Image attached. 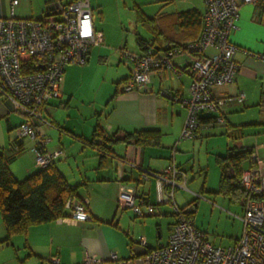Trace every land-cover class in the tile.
<instances>
[{"label": "crops", "instance_id": "1", "mask_svg": "<svg viewBox=\"0 0 264 264\" xmlns=\"http://www.w3.org/2000/svg\"><path fill=\"white\" fill-rule=\"evenodd\" d=\"M49 1L52 0H46L44 8L38 13L33 5H24L19 0L15 14L23 18H42ZM89 1L93 10L96 5L102 15L105 14L106 0ZM160 1L162 0H156L158 3ZM133 2L137 19L140 9L143 14L153 19L155 30L145 25L146 33L137 35L145 40L146 45L141 47L137 36L136 48L127 45L132 52L143 54L153 48L161 55L167 51L169 45L195 39L201 33L202 25L195 23L193 19H183L180 13L187 10L203 13L206 8L204 0H180L181 5L174 8H169L175 3L174 0H164L163 5L154 13H148L144 9V4H148L149 0ZM8 13L9 0H0V15L6 16ZM95 27L104 33L102 43L107 46H92L86 65L89 67L93 62L95 65L108 63L112 58L115 63L111 60L110 64H116L117 67L122 63H129V73L112 77L110 81L103 76L96 88L90 80L92 70L89 71L86 74L85 96L81 86L69 85L73 70H67L66 66L61 82V95L48 101V110L45 112L47 122L39 128L50 138L47 145L50 151L62 150V154L56 159V166L70 185L76 188V193L86 200L92 218L78 222L68 215L62 216L33 225L26 233L15 234L5 240L7 230L0 212V264H84L87 253L109 259L112 252H116L120 258L130 259V264H147L143 259L147 250L168 242L172 226L176 222V207H183L194 200L197 207L201 194H218L223 173L218 156L238 153L249 147V144L233 140L227 142L225 149L212 150L219 173L216 181L211 182L210 163L206 174L202 170L204 167L201 159L197 158L202 143L206 140L208 144L214 136L223 139L224 135L228 139H243L244 126L258 121L240 116L252 108L264 113V60L253 54L264 49V0L242 3L238 27L231 35V40L238 46L234 56L238 64L236 80L213 89L216 95L244 92V103L228 105L221 112H203L200 115L197 136L192 140L181 139L188 113L184 100L189 97L192 81L190 56L183 52L171 57L175 67L181 69L180 74L163 66L151 73L144 88L127 89L124 84L131 75L132 62L124 58L122 52L115 54L112 46L117 45L113 43L112 37L100 24ZM207 52L214 53L215 50L208 49ZM73 65L75 64H70V67ZM91 82L93 87H89ZM105 82L107 84L104 93L99 94ZM220 113L225 116V122L217 121ZM22 120L23 117L12 109L11 102L0 95V151L7 154L12 152V143L17 140L16 128ZM98 127L110 135L124 130L157 129L160 137L156 142L143 144L133 140L108 142L104 152L97 145L102 139L94 137ZM21 141L23 151L12 156L9 161L10 169L18 179H24L39 168L33 149L35 141L29 137H23ZM190 157L193 159L192 164L188 161ZM120 160L124 162L122 176L116 171ZM172 163L183 172L178 177L179 184L185 181L187 183L189 172L200 171L205 174L199 190L187 187L192 192L184 203H178L176 197L177 187L181 185L174 188L173 197H168L171 186L170 189L162 188L155 175L144 177L149 171L162 172ZM249 166L250 161L246 159L243 170ZM227 171L233 173L231 169ZM126 183L136 187L138 199L144 198L147 204L155 206L154 212L144 216L157 217V234L154 235L153 226L147 225L144 216L136 214L133 208L120 206L119 194ZM147 221L153 223V219ZM165 222L166 229L163 226ZM141 236H145L146 245L141 244ZM239 237L240 235L232 243L223 246L235 243ZM52 256H57L59 262L54 263Z\"/></svg>", "mask_w": 264, "mask_h": 264}, {"label": "built area", "instance_id": "2", "mask_svg": "<svg viewBox=\"0 0 264 264\" xmlns=\"http://www.w3.org/2000/svg\"><path fill=\"white\" fill-rule=\"evenodd\" d=\"M204 1L206 8L197 38L171 44L161 55L153 48L143 54L132 52L125 46L121 48L123 57L132 62L131 75L124 84L127 89L144 88L151 73L163 66L180 74L181 69L175 67L171 57L183 52L190 56L192 81L189 97L184 100L188 114L182 129L183 138L197 136L203 112H221L224 107L243 104L245 100L244 92L216 95L213 89L236 80L238 64L234 56L238 46L231 40V35L238 27L242 3L258 0ZM18 3L19 0H9L8 15H0V95L9 100L12 109L23 117L16 128L17 137H29L35 141L36 164L44 167L62 154V150L47 148L50 138L39 130L47 122L48 101L61 95L67 64L86 63L91 47L104 41V33L94 25L89 0L49 1L42 18L16 16ZM208 49L215 52L208 53ZM253 54L264 60V49ZM216 119L226 121L221 113ZM259 147H248L251 150L250 166L240 177L243 193L239 203L244 213L241 216L242 233L236 242L228 246L210 242L208 234L195 223L193 206L176 207V222L168 242L147 250L143 255L147 264H264V159ZM19 148L16 144V149ZM123 168L124 162L118 161L116 171L119 176H122ZM182 173L172 163L162 172L149 171L144 177L155 175L162 188L171 186L167 196L173 197L174 188L182 185L178 182ZM119 204L122 208H133L139 216L151 214L155 209L144 198L138 199L136 187L127 183L120 191ZM67 207L70 210L68 217L74 221L92 218L86 200L77 193L69 196ZM140 242L146 245L145 236H141ZM51 260L59 262L57 256H52ZM130 262L116 252H112L109 259L93 253L84 257V264Z\"/></svg>", "mask_w": 264, "mask_h": 264}, {"label": "rangeland", "instance_id": "3", "mask_svg": "<svg viewBox=\"0 0 264 264\" xmlns=\"http://www.w3.org/2000/svg\"><path fill=\"white\" fill-rule=\"evenodd\" d=\"M133 1L134 0H106L105 16L102 15L96 5L93 10L94 25L98 27L100 24V27L105 29L108 35L112 37L113 43L117 45L115 47L112 46V51H115L114 53H118V55L121 54V45L123 46L124 44L125 47L128 45L130 48H136L137 34L146 33L145 24L137 19V15L135 14V10L133 8ZM149 1L150 2L148 4H144V9L148 13H154L158 11L159 6L163 5L162 1L164 0L160 1L159 3L156 2V0ZM174 1L175 3H172L173 5H171L169 8H174L181 5L179 3L180 0ZM22 3L27 6L28 3L33 5V8L38 13H40L45 6L46 0H22ZM37 12H35L36 16H38ZM101 23H103V26H101ZM100 45L107 46L106 43H101ZM111 60L115 63L114 59L111 58ZM111 60L108 63L96 65L93 62V65L89 67L86 65V63H68L67 70H73L71 71L69 85L77 87L81 86L83 95L86 96V74H88L89 71L92 70L90 80L93 82L96 88L99 85L97 84L99 79H101L103 76L110 81L112 77H121L129 73V63H122L120 67H117L116 64H110ZM70 64L75 65L70 67ZM92 82L89 84V87L90 85L93 87ZM106 84V82L102 84L99 94L104 93ZM240 117L247 118V120L251 119V121H258L257 123H249L248 125L244 126L243 139H228L226 135H224L223 139H220L218 136H214L211 137L212 139L210 142H208V144L205 140L204 143H202L200 153L197 152V158L201 159V164L204 167L202 170H205L206 174L208 170V164L210 163L211 165V172H209V177L212 179L211 182L216 181L219 173V166L216 163V156L212 150L218 151V149L226 147L228 141H240V143L249 144V146L260 145L259 153L264 159V113L256 108H252L244 112ZM194 138L181 137L182 140H192ZM0 141H2L1 138ZM206 147H208V149ZM188 161H190V164L193 163V159L191 157L188 159ZM204 175L205 174H203V172L201 173L200 171L195 173L189 172L187 183H185V181L181 186L177 187L176 197L178 203H184L187 201V198H189L190 192L192 191L187 189L188 186L191 187V189L196 188L199 190ZM243 213L244 211L240 203L238 201L232 200L230 195H223L219 193L208 195L203 193L198 198V205L196 207V211L194 212V219L197 227L208 234L210 242L217 245H226L232 243L234 241L233 239L238 237V235H241L243 229V220L241 219V216ZM145 218L147 220L153 219V223H150L147 220L146 222L149 227L151 225L153 226L154 235L157 234V227L155 224L157 217L152 216ZM164 224L163 226H165L166 229L167 222Z\"/></svg>", "mask_w": 264, "mask_h": 264}, {"label": "trees", "instance_id": "4", "mask_svg": "<svg viewBox=\"0 0 264 264\" xmlns=\"http://www.w3.org/2000/svg\"><path fill=\"white\" fill-rule=\"evenodd\" d=\"M180 17L185 20L193 19L195 23L202 25V13L195 10L183 11ZM138 19L150 29L155 30L153 19L143 14L140 9ZM138 42L141 47L146 45L145 40L140 36H138ZM35 70H37V64ZM94 137L102 139L101 142H97V145L105 152L108 142L133 140L139 144L153 143L158 141L160 132L157 129L124 130L110 135L98 127L95 129ZM22 138L17 137V140H14L10 154L0 151V212L7 230L5 240H9L15 234L26 233L33 225L69 215L67 201L71 194L76 193V188L70 185L56 166V160L44 167H39L24 179H18L13 174L9 161L12 156L23 151ZM16 144L19 145V150L16 149ZM250 156L249 148L227 156H218V162L223 168L218 193L230 195L235 201L240 200L243 193L240 186L243 162ZM228 169H231L233 173L230 174ZM194 202L195 200L179 208L193 206V211H196Z\"/></svg>", "mask_w": 264, "mask_h": 264}]
</instances>
